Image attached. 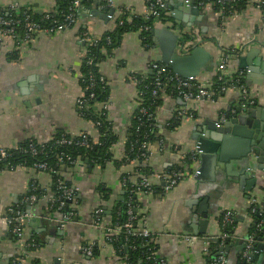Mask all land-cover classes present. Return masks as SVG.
Masks as SVG:
<instances>
[{
  "label": "crops",
  "instance_id": "0c3cea01",
  "mask_svg": "<svg viewBox=\"0 0 264 264\" xmlns=\"http://www.w3.org/2000/svg\"><path fill=\"white\" fill-rule=\"evenodd\" d=\"M57 1L0 0V11L7 12L16 3L19 8L39 16L53 10ZM164 1L176 7L181 2ZM112 2L113 8L109 9L105 7L106 0H94L90 7L82 9L73 28L51 36L36 34L26 47L18 51L11 42L0 43V148L15 149L28 140L45 144L57 134L70 137L88 134L97 140L94 125L81 118L75 108L76 101L84 96L80 71L86 42L82 33L102 36L114 29L111 20L91 15L96 8L105 16L124 7L142 16L147 9L144 0ZM256 2L249 0L244 10L225 20L202 10L201 21H191L195 17L183 11L180 17L186 19V27L199 31L205 41L203 47L214 57L215 65L224 51H235L247 45L241 56L234 60L231 56L228 58L227 69L232 74L247 70L239 69V64L241 57H248V69L256 72L253 76H246L245 81L258 105L264 107V25ZM103 53L105 57L99 71L108 88L107 118L122 143L111 153L112 161L104 166L89 168L78 162L73 168L66 166L59 172L78 192L74 202H69L74 218L63 226L58 224L56 230L49 224L61 219L59 211L53 213L50 208V201L55 196L52 176L26 168L1 172L0 217L6 216L10 210L23 212L26 218L22 242L28 243L33 238L36 247L28 249L17 242L0 224V264H132L129 257L115 249L112 240L93 224L92 216L104 204L99 190L111 197L115 207L123 200V175H129L132 182L147 177L140 176L141 166L149 168L147 178L151 186L156 187L155 191L141 194L138 199L145 208L146 229L153 237L151 241L157 259L166 264H212L220 260L224 264H240L244 260L243 252L239 250L243 243L245 248L250 242L252 244L247 254L257 245L264 246V227L255 223L251 216L255 211L261 215L264 212V170L251 177L247 176L248 172L242 176L239 166L225 163L224 168L212 169L202 180L192 177L181 181L168 194L164 193V183L156 176L179 167L184 154L194 150L193 136L198 129L202 130L199 134L202 136L207 125L225 121L223 114L235 116L236 109L243 110L248 105L236 89L226 90L214 102L202 99L185 103L177 95L168 93L156 112L155 141L150 144L148 160L142 162L143 165L137 162L128 164L122 155L124 136L138 107L136 85L130 78L151 77V64L159 55V49L154 43L146 46L139 31H130L120 36L118 44L108 55L105 51ZM214 70L215 66L202 70L199 75L211 87ZM227 108H231L230 114ZM180 112L187 116L180 115ZM259 123L264 125L261 120ZM233 152L232 149L230 153ZM260 156L264 160V150H260ZM198 168L197 161L190 165L189 172L194 173ZM31 184L35 188H30ZM33 190L38 193L33 194L35 200L30 202L28 198ZM103 208L105 212L108 209ZM226 212L232 213L230 232L219 223L220 216ZM28 218L38 223L30 226ZM101 224L106 229L117 228L108 215L101 216ZM255 225L258 229L262 227L261 233L251 231ZM185 237H189V241ZM88 247L92 248L91 256L84 253ZM219 248H224L222 256L212 261ZM254 253L252 260L245 259L247 264H264V248H258Z\"/></svg>",
  "mask_w": 264,
  "mask_h": 264
},
{
  "label": "built area",
  "instance_id": "2783aa9c",
  "mask_svg": "<svg viewBox=\"0 0 264 264\" xmlns=\"http://www.w3.org/2000/svg\"><path fill=\"white\" fill-rule=\"evenodd\" d=\"M83 0H73L71 7L69 8L68 14L63 18V21L60 23H57L54 20V17L59 15V7L56 6L53 10L47 12L44 14V19L51 22V24H54L50 26L49 28H42L39 24L34 23L30 21V14L28 13V10H24L22 12L23 20H10L5 19L0 16V43L5 42H11L14 46V48L18 51L20 49H23L26 47L33 39V37L36 34H45V35H53L55 33L61 32L67 28H70L71 26L74 27L77 20L79 13L82 11ZM147 5V9L144 15L139 16L136 15L132 9L127 8H118L115 9L114 12L110 15H108L109 20L112 21L113 25L115 27H122L124 25V20L122 17L127 13V19L125 20L128 24L132 22L133 19H136L140 17V21L142 22V26L140 31H143L145 33L152 32V30L156 27H165L169 28L174 32V34L177 36V52L179 55H188L192 49L195 47H203L205 41L203 40L202 36L200 35L199 31L197 29H193L191 27H182L181 24L173 19V13L172 10L168 9L166 7L164 0H144ZM236 0H194L196 6L202 10L204 13H215L218 18L221 20H225L228 17H230L232 14L235 13V11H226V6L233 7ZM249 1V0H248ZM106 8L112 9L113 8V2L112 0H106L105 4ZM256 8L259 9L262 13V24L264 25V0H257L256 2ZM9 10L14 12H19L22 10L17 6L16 3L12 4L9 7ZM121 17V18H120ZM120 18V19H119ZM20 26V27H18ZM20 28L22 29V32L20 31ZM82 38L84 42H86V51L84 55L85 63L86 65H92L93 59L88 58V52L89 47L91 46H97L102 41V36H93L89 35L87 32L82 33ZM145 39V38H144ZM143 39V41H144ZM107 43V45H112V42L109 38L104 39ZM148 46L147 44H145ZM246 44L243 46H240L237 48V50L226 52L224 51L225 55L226 53L228 56L231 55H240L243 53L244 48H246ZM264 47V44L262 45ZM16 51V52H17ZM101 52H104V49L101 50ZM18 53V52H17ZM227 60L228 57L223 56L217 61L215 65V77H217V80L219 82L223 83V86L220 88V92L217 95L216 91L213 90L211 86H209V82L202 81L200 77H189V78H181L175 74L172 73L171 70L168 69L167 66L153 62L151 64V71L152 76L154 77L151 90V96L153 98H157L159 100H162V98L166 95L165 89L163 88L164 84L160 81L162 77L166 78V82L169 84H172L176 90V95L180 97L185 103H191V102H198L202 99H208L212 102L216 101L217 97L221 94H223L228 89H236L241 98L244 100V102L248 106H257L258 100L251 94V91L248 87L244 86L241 83V80L245 79L247 76L246 71H238L235 74H232L227 69ZM172 74H171V73ZM83 83H86V91H88V97L85 98L82 96L76 101V111L78 112V115L83 118V111L85 108L88 110L90 109L92 112L97 114V116H100L104 111H107V102H95L92 105H87L89 101L95 100L96 95L93 92V89L96 86V82H99L101 84L105 83L104 77L98 71V79L96 80V77L89 72V74L85 77H81ZM87 78V79H86ZM132 82L137 86L140 80H137L134 76L130 78ZM90 91V92H89ZM143 93L139 90L136 91V105L139 107L138 99L141 100ZM159 107H157L155 111V117L156 112ZM139 112L143 115L147 114V110L145 108H141ZM180 115H186L185 112H180ZM152 114L148 115V118L150 119ZM154 117V118H155ZM223 119L226 120V116L223 114ZM155 121V119H154ZM95 126H99V123L93 124ZM80 139H74V138H67V137H60L55 141V144L57 145H67V146H78L80 148L84 149H91L94 147V145L97 143V140H95L93 137H89L85 134L80 135ZM120 143L122 141H119L113 145L109 151L112 153L114 149H116L118 146H120ZM152 144V143H151ZM150 143L142 145V149L144 150V153L142 154L144 162L148 160L149 153H150ZM14 150H17L19 152L29 154L33 157H37L40 155H46L45 148L38 149L34 144H30L28 149H21L19 146H17ZM11 152L8 149L0 148V162L6 161L8 158L11 157ZM124 161L126 163H132L136 161L129 160L128 157H125L122 153ZM187 155V156H186ZM184 154V157H182V162L179 165V167L169 170L166 174L162 176H156L157 180L162 181L164 183L163 191L165 194H168L171 192V190L177 186L181 181L196 177L197 171L194 173L189 172V167L192 164H196L198 161V153L196 152L195 148L191 153ZM189 156V157H188ZM63 155L60 154V156H57L58 160H62ZM68 165L76 166L78 162L71 160L70 157H64ZM188 161L190 163H188ZM36 171H42L44 173L52 175H59L58 171H55L52 167L48 166L46 163H39L35 164L33 166ZM17 169V168H16ZM15 169L8 168L7 166L3 169H0V173L3 171H13ZM128 179L123 178L121 180L122 187L129 192L130 195L134 196H140L141 194H147L152 192V186L149 182V179L147 177H141L140 180L136 182H130L128 184ZM57 189L59 192V196L54 198L50 201L51 205L56 204V210L61 212L69 202H74V200L77 198V192L78 189L73 186H67L66 184H63L62 181L58 182ZM141 190H143L141 192ZM28 200L30 202L35 200V196L31 195ZM130 202H128V211L127 216L128 219L125 222V224L122 225V227L112 228V229H106L101 224V214L102 210L97 209L93 214L92 222L93 224L101 229L105 236L110 240H116L119 236H124L126 239L129 237H141V238H147V239H153L151 233L146 229V217L137 220L134 216L132 209L134 207H131L129 205ZM137 210H145V208L141 207L140 205H137ZM26 218V215L20 211H8L6 216L0 217V224L8 230L12 236L15 238L17 242H21V244L26 245L28 249L36 247L35 243L28 242L23 243V221ZM74 218L73 213L69 214H61L60 220H54L57 224L60 226H63L65 224H68L72 221ZM232 222V213L226 212L223 216L222 220V227L225 229L227 225H230ZM264 222L262 221L260 225L262 226ZM224 235H228V233L225 232ZM225 236V237H226ZM187 241H189V237H185ZM252 241V240H251ZM251 242L246 246L243 257L244 260L247 258V253L249 249L251 248ZM84 253L88 256L92 255V248L88 247L84 249ZM157 259V258H156ZM155 261L154 264H166L165 261L159 260ZM212 264H224L222 260L215 261Z\"/></svg>",
  "mask_w": 264,
  "mask_h": 264
},
{
  "label": "trees",
  "instance_id": "16d2710c",
  "mask_svg": "<svg viewBox=\"0 0 264 264\" xmlns=\"http://www.w3.org/2000/svg\"><path fill=\"white\" fill-rule=\"evenodd\" d=\"M94 0H83L82 6L83 8H88L93 3ZM73 0H58L57 6L59 7V15L54 17V20L57 23H60L63 21V18L68 14L69 8L72 5ZM248 0H236L233 7L226 6V11H235L239 12L241 10H244L247 6ZM25 9L23 8L19 12H14L11 10H8L7 12L0 11V16L5 19L10 20H23L22 12ZM30 14V21L39 24L42 28H49L50 26L54 25L51 24V22L44 19V14L36 16L32 14L30 11H28ZM215 14V13H214ZM127 13L122 17L124 20V25L122 27H115L114 29L105 33L103 35L102 41L97 46H91L89 47L88 52V58H92L93 62L92 65L88 66L85 63V59H83L82 65H81V77H86L89 72H91L95 77L96 80L98 79V71H99V65L104 59V53L101 52L102 49H104L105 53H110L115 46L119 42L120 36L124 32H140L142 38L144 39V44H147L149 46H152V32L145 33L143 31H140L141 26L143 25L140 21V17L133 19L130 24H128L125 20L127 19ZM217 16V15H216ZM121 18V17H120ZM119 18V19H120ZM20 27V26H18ZM70 28H73L72 26ZM69 29V28H67ZM20 31L22 32V29L20 28ZM105 38H109L112 42V45H107ZM227 52V51H226ZM108 55V54H107ZM225 56V54L223 55ZM226 56L229 58L228 54L226 53ZM171 73V72H170ZM172 74V73H171ZM137 80H140L139 84L136 86V90H139L143 93L141 100L138 99L139 107H137L136 111L133 113V118L130 121V127L127 130V134L124 136V148H123V154L125 157H128L131 161H136L137 164L141 165L143 160L142 154L144 153V150L141 148L144 144H151L155 141V132H156V123L154 121L155 117V111L157 107H160L162 100L155 99L151 96V90H152V83L154 80V77H148V78H142L140 76H134ZM87 79V78H86ZM160 81L164 84L163 88L165 89V94H171L173 96L176 95V90L172 84H169L166 82V78L162 77ZM82 88L84 89V97H88V91H86V83L82 81V78L80 80ZM96 86L93 89L94 94L96 95V99L89 101L87 105H92L95 102H107L108 101V88L106 87V84H101L99 82H96ZM241 83L247 87L245 79L241 80ZM223 86L222 82H219L217 80V77H214L212 79V88L214 91H216L217 95L220 92V88ZM90 92V91H89ZM141 108H145L147 110V114L143 115L139 112ZM152 114L150 119L148 118V115ZM83 119L87 122H91L92 124L99 123V126H95L96 134H97V143L94 145L91 149H84L80 148L78 146H67V145H57L55 144V141L60 137H67V138H74V139H80L81 136L78 137H70L65 134H57L55 135L51 141L45 143V144H39L35 141L28 140L26 142L21 143L19 148L21 149H28L30 144H34L38 149L45 148L46 155H40L37 157H33L29 154H25L22 152H19L14 149H10L11 157L8 158L6 161L0 162V169L5 168L6 166L8 168L16 169V168H26L29 170H36L33 168L35 164L39 163H46L48 166L52 167L55 171L62 172V170L67 166L70 168H73V165H68L64 157H70L71 160H74L76 162H82L84 165H88L89 168H94L96 166H104L106 163L112 161V154L110 153L109 149L115 145L119 141V137L114 132L112 125L110 121L107 118V113L104 111L100 116H97L94 112H92L90 109H86L83 111ZM177 124V123H176ZM175 124V125H176ZM87 136H91L88 134H85ZM92 137V136H91ZM90 137V138H91ZM60 154L63 155L62 160H58L57 156H60ZM188 163H190L188 161ZM143 165V164H142ZM139 168H142L140 176H149L150 171L149 168L146 166H141ZM128 179V184H130V177L129 175H123L121 179ZM141 178H139L140 180ZM62 181L63 184H66L67 186H70L68 182L64 180V178L61 175H52V188L55 190V197L57 198L59 196V192L57 189L58 182ZM130 181V182H129ZM32 186L30 188H35L34 184H31ZM131 185V184H130ZM152 190H156V187H151ZM159 189V188H158ZM38 193V190H36ZM30 192V195L35 194V192ZM123 194V200L118 201L116 203V206L113 207L111 203V197L108 195H105L104 191H100L104 202L103 205H100L99 209L102 210V214L104 217L106 215L109 216L111 223H116L114 227H122L123 224L128 219L127 211H128V202L131 207H134L132 209V212L136 219L139 221L146 217V214H143L142 210H137V205H140L142 208L139 199L137 196L130 195L128 191L124 189ZM143 190H141L142 192ZM114 203V201H112ZM108 207L106 209V212L103 207ZM56 204L50 205V208L54 211H56ZM71 212V209L69 208V203L67 206L59 212L60 214H69ZM108 213V214H106ZM253 216L254 222L258 224L262 221L264 222V212L263 214H259L258 211H255L251 213ZM261 215V216H260ZM223 215L219 218V223H222ZM257 224V226H258ZM255 225L251 231H254V233H261L262 227H264V224L259 229ZM230 225H227L225 227L226 232H230ZM257 236V235H256ZM36 243V241L31 238L29 242ZM113 246L115 249H117L121 254L124 253L129 257V261L132 264H154L155 261H158L154 253V243H152L151 239L147 238H141V237H129L126 239L124 236H119L116 240L114 239L112 241ZM37 264V263H36Z\"/></svg>",
  "mask_w": 264,
  "mask_h": 264
},
{
  "label": "water",
  "instance_id": "95a60500",
  "mask_svg": "<svg viewBox=\"0 0 264 264\" xmlns=\"http://www.w3.org/2000/svg\"><path fill=\"white\" fill-rule=\"evenodd\" d=\"M179 3L181 6L179 4L177 6L180 9L169 2H165L166 7L172 10L173 19L183 22L181 23L182 27H186L184 24L186 19L180 17L181 11L195 17L191 21L202 20L200 9L196 6L194 0H181ZM91 15L104 20L109 19L108 16L100 14L97 8L91 12ZM202 31H205V29ZM152 36L153 43L159 49V55L156 56L155 62L167 66L173 74L181 78L198 77L202 70L215 66L214 57L204 47H195L188 55H179L177 52V36L169 28L156 27L152 30ZM241 55L242 53L238 56ZM236 57V55H231L230 58L234 60ZM247 58H240L239 69H247L245 70L247 76H253L256 71L252 68L248 69ZM226 111L230 114L231 108H227ZM227 112L226 114H228ZM259 120L264 122V107L259 105L247 106L243 110L236 109L235 116L226 115V120L220 124L207 125L208 127L202 136L199 135L202 130L198 129L195 136H193L194 148L198 153L199 162L195 179L202 180L205 174L211 172L212 169L214 171L218 168H224L225 163L239 166L242 176L245 172H248L247 176L251 177L256 172L264 170V160L260 156V150H264V125H260ZM232 149L234 152L230 153ZM251 183L254 185L255 180ZM28 219L30 226L38 223L37 220ZM49 224L55 230L59 227L58 224L53 222H49ZM254 239L256 240V238ZM245 245L243 243L239 250L244 252ZM258 248H264V246L257 245L256 248L254 247L247 256L249 260L255 257L254 251ZM223 249L219 248L211 260L221 257ZM240 264H247V262L243 260Z\"/></svg>",
  "mask_w": 264,
  "mask_h": 264
}]
</instances>
